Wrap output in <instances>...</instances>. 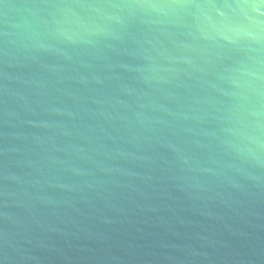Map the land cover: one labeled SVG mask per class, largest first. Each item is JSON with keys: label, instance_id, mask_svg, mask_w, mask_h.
<instances>
[{"label": "water", "instance_id": "95a60500", "mask_svg": "<svg viewBox=\"0 0 264 264\" xmlns=\"http://www.w3.org/2000/svg\"><path fill=\"white\" fill-rule=\"evenodd\" d=\"M0 264H264V0H0Z\"/></svg>", "mask_w": 264, "mask_h": 264}]
</instances>
